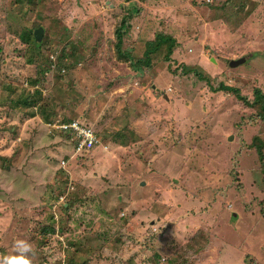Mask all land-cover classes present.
Returning <instances> with one entry per match:
<instances>
[{"label": "rangeland", "instance_id": "rangeland-1", "mask_svg": "<svg viewBox=\"0 0 264 264\" xmlns=\"http://www.w3.org/2000/svg\"><path fill=\"white\" fill-rule=\"evenodd\" d=\"M126 17V53L178 46L135 73ZM255 88L264 0H0V261L26 241L31 264H264Z\"/></svg>", "mask_w": 264, "mask_h": 264}, {"label": "trees", "instance_id": "trees-1", "mask_svg": "<svg viewBox=\"0 0 264 264\" xmlns=\"http://www.w3.org/2000/svg\"><path fill=\"white\" fill-rule=\"evenodd\" d=\"M133 10H134V12H138L137 8H134ZM127 19L128 18L126 17V18H123L121 20L120 26L117 30L118 35H117V41L114 44V50L116 52V55L119 58H125V62L128 61L130 68L135 73H140V71H142L143 67H147V68L150 67L152 55L155 54L156 52H158L163 45L167 47V51H168L167 55L171 54L173 52V50L178 46L177 42L175 41L174 38H172V36L157 33L153 40L146 42L145 51L143 52L142 57L141 58H135L132 55V53L131 54H129L128 52L126 53L122 49V37L125 34V32L127 31V29L129 28V23L126 21ZM34 38H35V36H34ZM35 41H36V39H35ZM198 77H200V75ZM217 89L220 91H226V90L231 91L233 94L237 95L238 99L244 100L243 96H241L239 94L238 89H235L232 87H227L223 84H220V88H217ZM253 92H254L253 94H254V98H255L254 102L250 103L249 101H246V104L247 105H249V104H260V110H262L260 113H262L261 115H262V118L264 119V93L259 88H255ZM43 117H46V116H43ZM65 131L70 132L68 130H65ZM71 133H73V131ZM120 135H123V134H120ZM124 136L125 135H123L122 137L124 138ZM127 136L129 137L128 134L126 135V137ZM77 143H78L77 140H74V142L71 143L73 145V150H75ZM253 144H254L253 146L256 150V154L258 156V160H259L260 165H261V172L264 176V142L260 137H256L253 140ZM96 146L97 145H94L93 148ZM81 154H83V153H81ZM53 232L54 231H52V233ZM53 235L54 234H46L45 236H47V237L52 236L53 237ZM69 250H70L69 252H71V251H72V253L75 252V249H73V248H70ZM69 261H73V259L69 258ZM72 263L73 262H68V264H72Z\"/></svg>", "mask_w": 264, "mask_h": 264}, {"label": "built area", "instance_id": "built-area-1", "mask_svg": "<svg viewBox=\"0 0 264 264\" xmlns=\"http://www.w3.org/2000/svg\"><path fill=\"white\" fill-rule=\"evenodd\" d=\"M57 126L60 129H63V130L71 129L73 133H77L76 140L78 141V143L75 148V151L77 153L84 151V150H88L98 143V138L93 132V129L87 126H84L80 124L79 122L72 120L70 124L69 123H66L63 125L59 124Z\"/></svg>", "mask_w": 264, "mask_h": 264}, {"label": "clouds", "instance_id": "clouds-1", "mask_svg": "<svg viewBox=\"0 0 264 264\" xmlns=\"http://www.w3.org/2000/svg\"><path fill=\"white\" fill-rule=\"evenodd\" d=\"M16 249L21 253L18 257H5L0 264H31V261L24 255L25 253L32 252L33 249L26 241H17Z\"/></svg>", "mask_w": 264, "mask_h": 264}, {"label": "water", "instance_id": "water-1", "mask_svg": "<svg viewBox=\"0 0 264 264\" xmlns=\"http://www.w3.org/2000/svg\"><path fill=\"white\" fill-rule=\"evenodd\" d=\"M42 35V28H38L34 31V36L36 40H39ZM243 60H237L236 62L232 63L234 66L239 65ZM231 65V64H230ZM231 65V66H233Z\"/></svg>", "mask_w": 264, "mask_h": 264}, {"label": "crops", "instance_id": "crops-1", "mask_svg": "<svg viewBox=\"0 0 264 264\" xmlns=\"http://www.w3.org/2000/svg\"><path fill=\"white\" fill-rule=\"evenodd\" d=\"M202 45V44H201Z\"/></svg>", "mask_w": 264, "mask_h": 264}]
</instances>
